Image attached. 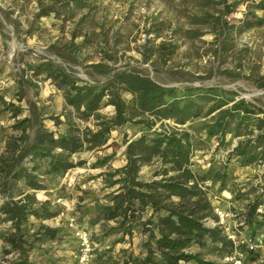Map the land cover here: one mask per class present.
Returning <instances> with one entry per match:
<instances>
[{
    "label": "rangeland",
    "instance_id": "obj_1",
    "mask_svg": "<svg viewBox=\"0 0 264 264\" xmlns=\"http://www.w3.org/2000/svg\"><path fill=\"white\" fill-rule=\"evenodd\" d=\"M221 1L87 0L76 7L72 0H0V95L24 108L27 100L34 101L43 106L46 115L61 113L64 106L62 91L49 79L32 76L30 69V65L49 60L91 84L106 80L107 77L100 74L101 68L93 66L105 64L114 71H140L167 87H175L179 97L205 94L212 99L199 100L206 108L216 99L229 101L223 106L225 108L231 105V99L243 98L264 109V89L256 86L264 74V9L252 7L250 10L263 20L258 26L232 28L230 32L216 36L215 23L220 10L225 7ZM259 1L228 0L233 11L222 15V19L239 26L248 4L255 6ZM172 45L175 46L174 53L169 55L166 52L173 49ZM19 79H32L36 86H28L25 82L19 84ZM18 95L21 101H18ZM122 97L128 101L131 95L122 92ZM111 109L110 106L104 107L101 113L109 115ZM26 114L27 111H23L18 118ZM261 115L259 112L256 115L238 113L223 139L206 133L204 125L209 115L196 117L184 125L191 126V131L200 139L192 158L193 169L207 175L209 194L222 195V206L231 213L255 198L259 203L257 208L262 210L258 212L256 209V213H264V162L244 165L241 162L243 156L234 151L239 141L247 142L257 134L254 116ZM13 122L10 114L0 106V153L7 135L15 133L10 127ZM165 122L174 124L172 120ZM44 124L57 129L48 118ZM159 124L148 128L125 123L114 128L108 146L96 152L75 154V161H84L81 165L66 173L46 175L45 189L35 192L38 200H49L52 206L59 207L56 200L60 197L69 202V212L77 216L79 226L90 233L95 245L93 264H115L122 248L133 255L141 251V235L137 228L131 242L127 237L125 241H118L121 234L113 228L115 222L97 220L95 207L109 201L113 187L108 186L110 178L104 173L124 165L125 140L141 134L152 138ZM63 128L61 125L59 129ZM252 151L253 143L248 142L247 153ZM103 156H110L105 165L93 164L97 157ZM156 166H144L141 178L150 179ZM220 181L226 187L222 191L219 190ZM231 190L243 194L235 199ZM2 199L0 196V202ZM234 199L233 206L228 201ZM238 217L242 216L236 214L235 218H229L230 228ZM254 219L257 223H247L246 231L256 237L264 235L263 218L255 216ZM30 222L36 224L38 220L30 217ZM44 223L59 227L60 238L36 243L30 252L31 259L38 264L70 263L76 252L71 229L56 216ZM9 225L0 215V264H12L16 259L15 252L3 251L1 235ZM238 249L244 252L249 264H264V252L260 249L247 251L243 245ZM194 250L215 264H228L224 261L226 253L211 245L197 246Z\"/></svg>",
    "mask_w": 264,
    "mask_h": 264
},
{
    "label": "trees",
    "instance_id": "obj_2",
    "mask_svg": "<svg viewBox=\"0 0 264 264\" xmlns=\"http://www.w3.org/2000/svg\"><path fill=\"white\" fill-rule=\"evenodd\" d=\"M86 1L72 0V3L79 7ZM227 1H221L225 7L220 10L215 23L216 36L230 32L232 28H251L262 23L263 20L250 10L252 7L264 9V0L255 6L248 4L239 26L222 19V15L233 11ZM172 46L173 49L166 52L169 55L174 53L175 46ZM93 66L101 68L100 74L107 77L105 81L91 84L49 60L30 65L32 76L49 79L62 91L64 106L59 114L46 115L43 106L30 100L24 108L0 95V106L14 119L10 127L15 131L7 135L0 153V196L3 198L0 215L10 223L1 235L4 253H16L12 264H38L30 256L34 245L60 238L59 227L44 223L57 216L59 208L52 206L49 200H38L35 196L36 191L45 189L46 175L66 173L81 165L84 161H75L74 155L105 148L109 145L112 130L118 126L133 123L154 128L159 122L154 137L141 134L125 140L124 165L104 173L109 176L108 186L113 190L107 204L95 207L96 219L114 221L116 226L113 228L121 234L118 241H125L127 237L131 242L136 228L141 235L139 254L133 255L122 248L115 264H215L194 248L211 245L228 253L233 242L216 223L217 216L205 186L210 179L192 167L200 139L191 131V126L184 125L196 117L209 115L204 125L206 133L223 139L238 113L256 115L259 112L261 116H254L257 134L247 142L239 141L234 151L243 156L241 162L244 165L262 163L264 109L243 98L231 99V105L225 108L223 106L229 101L216 99L206 108L199 103V100H212L205 94L179 97L175 87H167L135 69L114 71L105 64ZM21 82L36 86L32 79H19L18 83ZM256 86L264 89V74ZM122 92L130 93L131 98L125 101ZM21 100L18 95V101ZM107 106L112 109L105 116L101 109ZM23 111L27 114L18 118ZM46 118L53 122L56 130L45 126ZM166 120H172L174 124H168ZM61 125H64L62 130L59 129ZM248 142L253 143L251 153H247ZM109 159L110 156L97 157L93 164L103 166ZM152 164L157 166L150 179H142L143 167ZM224 189L226 187L220 181L219 190ZM231 192L235 199L243 194L242 191L240 195L236 190ZM258 205L256 198L244 204L241 216L248 224L257 223L254 218ZM261 216L264 220V213ZM30 217L37 219L38 223L30 222Z\"/></svg>",
    "mask_w": 264,
    "mask_h": 264
},
{
    "label": "built area",
    "instance_id": "obj_3",
    "mask_svg": "<svg viewBox=\"0 0 264 264\" xmlns=\"http://www.w3.org/2000/svg\"><path fill=\"white\" fill-rule=\"evenodd\" d=\"M209 184L210 181L207 180L205 186H208ZM209 195L213 204L214 213L217 216L216 223L224 228L227 238L233 242V248L226 253L224 261L228 264H249L245 260L244 252L240 251L238 247L243 245L247 251L260 249L264 252V235L256 237L249 234L246 231L249 225L243 217H238L236 220L234 219L235 221L230 228V224L228 223L229 218H235L236 214L231 213L228 208L222 206V195ZM56 202L59 205V211L56 218L64 221L65 225L71 229L76 240L74 259L68 264H93L95 245L91 239L90 233L86 229L80 227L77 221V216L69 212V202L64 201L61 197L58 198ZM257 211L262 212L260 207L257 208Z\"/></svg>",
    "mask_w": 264,
    "mask_h": 264
},
{
    "label": "crops",
    "instance_id": "obj_4",
    "mask_svg": "<svg viewBox=\"0 0 264 264\" xmlns=\"http://www.w3.org/2000/svg\"><path fill=\"white\" fill-rule=\"evenodd\" d=\"M230 203H232L233 204V206H234V202H235V199L234 200H232V202L231 201H229ZM244 212V204H242V206L239 208V210H235L234 209V214H239V215H241V213H243ZM257 216H259V217H262L260 214H257L256 215V217ZM264 222V221H263Z\"/></svg>",
    "mask_w": 264,
    "mask_h": 264
},
{
    "label": "bare ground",
    "instance_id": "obj_5",
    "mask_svg": "<svg viewBox=\"0 0 264 264\" xmlns=\"http://www.w3.org/2000/svg\"><path fill=\"white\" fill-rule=\"evenodd\" d=\"M224 193H226L228 195V193L226 191Z\"/></svg>",
    "mask_w": 264,
    "mask_h": 264
}]
</instances>
